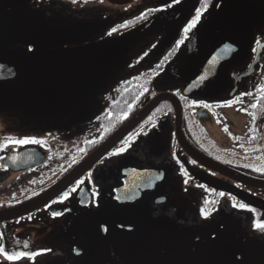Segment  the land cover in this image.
I'll list each match as a JSON object with an SVG mask.
<instances>
[{"label":"flooded vegetation","instance_id":"flooded-vegetation-1","mask_svg":"<svg viewBox=\"0 0 264 264\" xmlns=\"http://www.w3.org/2000/svg\"><path fill=\"white\" fill-rule=\"evenodd\" d=\"M0 1V57L28 65L0 88V247L25 253L0 264H264V0ZM98 54L115 68L81 100Z\"/></svg>","mask_w":264,"mask_h":264},{"label":"water","instance_id":"water-1","mask_svg":"<svg viewBox=\"0 0 264 264\" xmlns=\"http://www.w3.org/2000/svg\"><path fill=\"white\" fill-rule=\"evenodd\" d=\"M107 1L114 5H126V4H131L135 0H107ZM0 4H1V1H0ZM40 23L44 24L41 17H40ZM56 24L57 23H54V22H48L46 25L51 28H55ZM210 28H211V25H210ZM44 31L47 33L46 27H44ZM46 38H49V36L43 35V37L39 39L36 38L37 40L28 39L27 42L37 43V42L43 41V39H46ZM94 56H98L97 62H94L91 57H90V61H86V57H84V65L89 67L88 76L85 79V81H88V85L87 87L83 85V90L81 91V95H82L81 100L87 99V101L95 102L97 98L96 95L99 93L100 89H98V87L96 89V87L91 84L90 82L91 77L95 74L98 80L97 85H99L101 81L105 84V81L108 79L107 78L108 75L110 76L112 74V71L115 68L116 61H113V59L109 61L107 54H98ZM25 59L26 57H24L23 54H15V55L10 54V55H4L0 57V88L16 85L21 80L20 78L27 74L28 65ZM224 61H226L225 56L223 54L221 55V52L215 53L206 63L203 72H205L208 69L211 72H215L216 69ZM188 90H189V87H187V91ZM76 94H71V95H76ZM162 102H171L173 104L175 100L170 95L159 96L144 111L140 112L126 126H124V128H122L108 142H106L97 152H95L82 165V167L79 168V173H84L86 170L94 166L103 156H105L111 149H113V147L116 146L125 136L131 133L143 120H145L146 117L149 115V113ZM79 107L81 106L79 105ZM22 121H24L25 123L30 122L28 119H24ZM25 126H27V124ZM138 178H139V175H138ZM164 264H191V262L185 257H180L176 260H173L172 263H164Z\"/></svg>","mask_w":264,"mask_h":264},{"label":"snow or ice","instance_id":"snow-or-ice-1","mask_svg":"<svg viewBox=\"0 0 264 264\" xmlns=\"http://www.w3.org/2000/svg\"><path fill=\"white\" fill-rule=\"evenodd\" d=\"M177 2H179V0H177ZM200 14H201V13L198 11V12H197V17H196V19H194V20L192 21V23L189 25V28L185 30L186 32H187L191 27L195 26V24H196V23L198 22V20H199V16H200ZM257 43H259V41H257ZM261 91H264V89H261ZM226 106H229V107H230V106H231V103H228ZM254 106H255V105H254ZM203 107H210V106H209V105H203ZM225 131H227V129H225ZM16 143H40V142H39V141H36V140H23V141H16ZM124 151H126V148H121V149H119L118 151L112 153V155H120V154L123 153ZM73 190H75V189H73ZM67 195H68L67 193H64L65 198H67ZM220 195L223 196L224 193H221ZM233 207H237V205H236V204H233ZM239 207H240L241 209H244L246 206H245L244 204H239ZM205 218H206V217H205ZM256 228L259 229V230H261V231H264V223H257V224H256ZM103 230H104L105 232L108 231L107 228H104ZM25 247H27V245H25ZM0 255H4L5 258H6L7 260L12 261V260L20 259L21 257L25 256V253L20 252V253H15V254H8V253L5 251L4 248L0 247Z\"/></svg>","mask_w":264,"mask_h":264},{"label":"rangeland","instance_id":"rangeland-1","mask_svg":"<svg viewBox=\"0 0 264 264\" xmlns=\"http://www.w3.org/2000/svg\"><path fill=\"white\" fill-rule=\"evenodd\" d=\"M3 122V121H2ZM22 123H23V127L26 125V123L24 122V121H22ZM92 139V138H91ZM90 139V140H91ZM89 141H88V139H85V138H82V139H79V143H77V144H74V152L73 153H71V154H68L67 156H66V159H68L71 163L70 164H72V166L74 165V164H76V162L79 160V154H80V152H81V149H85V146L87 145V143H88ZM77 150H78V156H77V154H76V152H77ZM67 167V166H66ZM70 167H71V165H70ZM68 168V167H67ZM66 168V169H67ZM68 170V169H67ZM66 171V170H65ZM57 175L58 174H55L54 175V178L56 179V177H57Z\"/></svg>","mask_w":264,"mask_h":264}]
</instances>
